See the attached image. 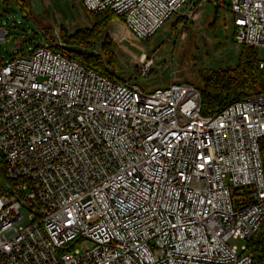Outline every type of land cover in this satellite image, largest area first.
<instances>
[{
  "label": "built area",
  "instance_id": "1",
  "mask_svg": "<svg viewBox=\"0 0 264 264\" xmlns=\"http://www.w3.org/2000/svg\"><path fill=\"white\" fill-rule=\"evenodd\" d=\"M196 2L83 6L111 10L143 41L175 15L195 21L205 4L220 5ZM227 2L235 42L264 50V0ZM52 45L0 55V264H253L245 251L264 223V94L204 116L193 84L147 93ZM140 62L146 77L153 60ZM239 239L247 244L230 245Z\"/></svg>",
  "mask_w": 264,
  "mask_h": 264
},
{
  "label": "rangeland",
  "instance_id": "2",
  "mask_svg": "<svg viewBox=\"0 0 264 264\" xmlns=\"http://www.w3.org/2000/svg\"><path fill=\"white\" fill-rule=\"evenodd\" d=\"M3 0L0 4V25L7 28L8 38L0 41V55L10 59L12 55H29L38 45H49L50 40H60L62 28L74 35L78 30L93 26V14L83 6V0ZM24 8V9H23ZM217 12L213 4H205L195 21L178 23L173 16L150 40H138L118 16L97 42L95 53H102L104 44H111L116 58V72L125 80L132 79L144 91L151 93L167 88L171 83H190L202 87L201 75L238 65L243 47L233 36V15L219 9L215 28L210 29ZM50 38L46 36V31ZM63 43V42H62ZM264 57V50H259ZM147 54L153 60L149 74H140V58ZM108 65L109 58L103 56ZM29 224V212L22 210ZM260 234L258 235V238ZM247 244L243 240H231L238 247Z\"/></svg>",
  "mask_w": 264,
  "mask_h": 264
},
{
  "label": "trees",
  "instance_id": "3",
  "mask_svg": "<svg viewBox=\"0 0 264 264\" xmlns=\"http://www.w3.org/2000/svg\"><path fill=\"white\" fill-rule=\"evenodd\" d=\"M17 2L21 6H25L20 3L21 1L17 0ZM217 2L220 5L214 7L217 15L214 16L210 29L215 28L219 9L228 5L227 0H217ZM192 3L195 6L199 5L196 0H192ZM93 17L91 28L78 30L74 35H69L66 33V29L62 28L60 40H50L47 30H45V34L50 44H53L52 46L56 47L62 54L99 72L108 73L110 71L102 58L107 56L109 58L108 65L113 68V72L110 74L120 77L116 72L117 63L111 44H104L102 53H95L98 40L102 38V34L118 16L111 10H105L93 14ZM185 21L186 18L179 17L173 28L178 23L184 24ZM242 47L241 58L236 67L220 71H209L201 75L202 87L199 90L201 92V110L204 116L214 115L229 104L242 100L249 95L264 94V71L259 67L260 51L253 47ZM261 151L264 165V139L261 142ZM240 195H242V192L238 190L235 193V198ZM259 234L260 237L258 238ZM245 254L252 257L253 264H264V223L248 243Z\"/></svg>",
  "mask_w": 264,
  "mask_h": 264
},
{
  "label": "crops",
  "instance_id": "4",
  "mask_svg": "<svg viewBox=\"0 0 264 264\" xmlns=\"http://www.w3.org/2000/svg\"><path fill=\"white\" fill-rule=\"evenodd\" d=\"M179 18V16L177 17V19Z\"/></svg>",
  "mask_w": 264,
  "mask_h": 264
}]
</instances>
